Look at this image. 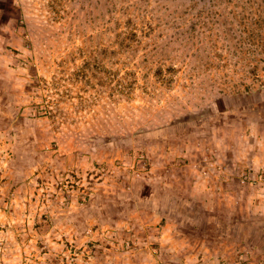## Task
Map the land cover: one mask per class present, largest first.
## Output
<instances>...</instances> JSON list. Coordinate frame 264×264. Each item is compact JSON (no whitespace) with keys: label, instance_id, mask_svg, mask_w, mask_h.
Instances as JSON below:
<instances>
[{"label":"rangeland","instance_id":"rangeland-1","mask_svg":"<svg viewBox=\"0 0 264 264\" xmlns=\"http://www.w3.org/2000/svg\"><path fill=\"white\" fill-rule=\"evenodd\" d=\"M0 264H264V0H0Z\"/></svg>","mask_w":264,"mask_h":264},{"label":"trees","instance_id":"trees-1","mask_svg":"<svg viewBox=\"0 0 264 264\" xmlns=\"http://www.w3.org/2000/svg\"><path fill=\"white\" fill-rule=\"evenodd\" d=\"M151 193H153V191L152 190H150V192H148L147 194H145L144 196L145 197H147V196H149ZM154 194V193H153ZM165 194V193H164ZM162 197H164V195H162ZM161 197V198H162ZM146 199V198H145ZM131 202H135V201H137V202H140V201H143V197H139V200H135V199H132L131 198V200H130ZM164 203V201L162 200L161 202H160V204H156L157 206H159V205H161V203ZM142 206H144V204L142 205ZM151 206V205H150ZM145 207V206H144ZM151 208H153V207H151ZM159 208V207H158ZM217 219V218H216ZM213 222V223H212ZM217 221H212V219H211V222H210V225L206 228V230H207V232H208V234H216V233H218L217 235H219V233H221L220 232V230L218 229V225H217V223H216Z\"/></svg>","mask_w":264,"mask_h":264}]
</instances>
